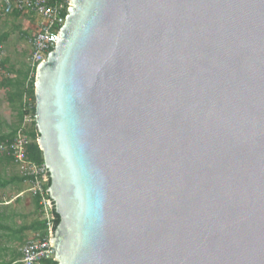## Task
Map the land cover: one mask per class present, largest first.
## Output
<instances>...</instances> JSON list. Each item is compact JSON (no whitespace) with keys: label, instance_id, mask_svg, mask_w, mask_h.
<instances>
[{"label":"water","instance_id":"obj_1","mask_svg":"<svg viewBox=\"0 0 264 264\" xmlns=\"http://www.w3.org/2000/svg\"><path fill=\"white\" fill-rule=\"evenodd\" d=\"M36 71L58 264H264V0H71Z\"/></svg>","mask_w":264,"mask_h":264},{"label":"built area","instance_id":"obj_2","mask_svg":"<svg viewBox=\"0 0 264 264\" xmlns=\"http://www.w3.org/2000/svg\"><path fill=\"white\" fill-rule=\"evenodd\" d=\"M70 8L71 0H0V18L18 13L21 18L29 17L34 20L26 25L27 29H31L30 32L33 31L29 39L27 87L33 79L35 80L38 66L46 61L49 53L55 49L59 32L66 22ZM5 59L4 43H0V73ZM33 105L32 99L25 94L23 122L12 139L0 144V152L12 159L19 175L29 184V193L38 200V212L44 225L43 232L46 233L44 238L41 234L35 235L22 247L20 264H45L55 261V250L51 243L55 232V208L50 200L49 187L46 186L50 182L49 172L45 164L37 165L28 158V146L32 142L29 135L33 130H37Z\"/></svg>","mask_w":264,"mask_h":264},{"label":"crops","instance_id":"obj_3","mask_svg":"<svg viewBox=\"0 0 264 264\" xmlns=\"http://www.w3.org/2000/svg\"><path fill=\"white\" fill-rule=\"evenodd\" d=\"M9 18H13V16L0 18V25ZM22 19L23 18L20 17L18 20ZM3 35L5 34L0 33V38ZM2 73H5V71L2 70L0 75ZM3 77L6 78L3 75L0 78V138L12 135L15 131H17V128L20 124L16 110L10 105V102L8 101L9 89L1 86L2 83H4ZM14 77L15 76L13 75L10 76L11 79ZM8 157L9 156L2 154L0 155V161L8 166H12L16 170L18 176L10 177L9 179L0 177V190H5L9 186L13 185L16 192V194L12 198L6 200L4 203H2V201L0 200V206H2V208L0 207V263L4 261H13V264H20V260L22 257V247L29 240L33 239L35 235L42 234V231L36 232L34 230H31L30 228L34 224H37V222L42 221L38 215V204L35 200L36 198L32 197L28 193V183L26 181H18L21 180L18 168L13 163L12 159ZM22 210L30 211L29 213L31 215H34V218H32L29 222L22 224V220L26 218V214ZM17 217L21 218L22 220H18L16 224L14 223V219ZM27 236L29 237L28 239L26 238ZM9 241L23 244V246L18 249L19 255H16V253H14L13 251L8 252L9 249H7L6 243Z\"/></svg>","mask_w":264,"mask_h":264},{"label":"rangeland","instance_id":"obj_4","mask_svg":"<svg viewBox=\"0 0 264 264\" xmlns=\"http://www.w3.org/2000/svg\"><path fill=\"white\" fill-rule=\"evenodd\" d=\"M34 20L30 19L29 17L23 18L22 20H14L13 18L6 19L1 25H0V33H4L8 36L7 41L4 43L5 47V53H6V58L8 62V66L12 67L13 72L15 73V70H23L25 67H28V59H29V53H30V46H29V39L32 35L31 29H27L26 26L28 23L32 22ZM37 24V21L34 22ZM22 33H26V36H22ZM24 39H23V38ZM9 69V68H8ZM8 74V73H2L1 76H15L16 74ZM4 78V77H3ZM21 123L19 124L20 128ZM0 155L2 153L0 152ZM4 175V176H3ZM18 176L16 170L12 166H8L0 161V177H5V179H9L10 177ZM28 186V193H29V184ZM16 194L14 186H9L5 190H0V200L2 203H4L6 200L12 198ZM30 194V193H29ZM31 195V194H30ZM32 196V195H31ZM33 197V196H32ZM2 208V206H0ZM26 214L25 219L21 218H15L14 223L17 224L18 220H22L23 223L29 222L32 218H34V215H31L29 212L26 210H22ZM39 215V212H38ZM40 217V215H39ZM20 220V221H21ZM8 224V221H7ZM31 235V234H30ZM27 239L29 238L28 236L26 237ZM23 244H18L17 242H12L9 241L6 243L7 249H9L8 252L13 251L16 253V255H19L18 249L21 248ZM11 249V250H10Z\"/></svg>","mask_w":264,"mask_h":264},{"label":"trees","instance_id":"obj_5","mask_svg":"<svg viewBox=\"0 0 264 264\" xmlns=\"http://www.w3.org/2000/svg\"><path fill=\"white\" fill-rule=\"evenodd\" d=\"M13 18L15 20H18L20 18V14L18 13H14ZM22 36H26V33H22ZM22 37V38H23ZM8 39V36L5 34L0 38V43H5ZM24 39V38H23ZM3 70L10 74H13V69L12 67L8 66V62H7V58L4 60L3 65H2ZM9 68V69H8ZM15 77L14 78H10V77H6L3 79V82L1 86H4L6 88L9 89L8 91V101L10 102V105L12 107H14V109L17 112V117L19 119V122L22 123L23 119H24V112H23V100H24V95L27 94L31 99H32V103L33 105V114L36 113V103H35V80L33 79L32 82H30L29 87L26 86L27 81H28V76H29V68L25 67L23 70H15ZM36 129V128H35ZM16 131L8 136V137H4V138H0V144L4 141H6L7 139H12L13 136L15 135ZM32 139V142L30 143V145L28 146V158L29 160H31L33 163L37 164V165H43L44 164V158H43V153L39 148V145L37 143V140L39 138V134L37 132V130H33L31 132V135H29ZM6 157V156H5ZM9 158V157H8ZM21 180L18 181H25L24 178L20 177ZM51 182H49L46 186L50 187ZM37 204H38V200L35 199ZM39 209V206H38ZM54 215H55V230L58 227L59 223H60V218L59 216L56 214L55 210H54ZM31 230H34L36 232H40L42 231V238L45 237L46 233L43 232L44 229V225L43 222H37V224H34L31 228ZM0 264H13V261H8V262H1ZM45 264H58L55 261H48Z\"/></svg>","mask_w":264,"mask_h":264}]
</instances>
